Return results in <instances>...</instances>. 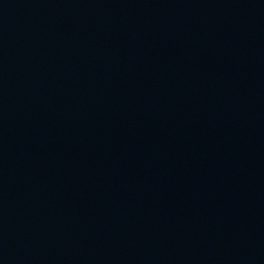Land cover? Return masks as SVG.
<instances>
[{
  "label": "water",
  "instance_id": "1",
  "mask_svg": "<svg viewBox=\"0 0 264 264\" xmlns=\"http://www.w3.org/2000/svg\"><path fill=\"white\" fill-rule=\"evenodd\" d=\"M0 264H264V0H0Z\"/></svg>",
  "mask_w": 264,
  "mask_h": 264
}]
</instances>
